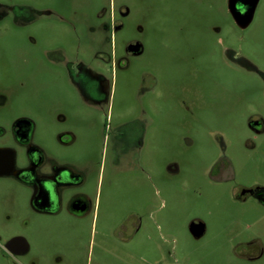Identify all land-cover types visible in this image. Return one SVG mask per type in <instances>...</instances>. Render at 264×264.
<instances>
[{"label":"rangeland","instance_id":"obj_1","mask_svg":"<svg viewBox=\"0 0 264 264\" xmlns=\"http://www.w3.org/2000/svg\"><path fill=\"white\" fill-rule=\"evenodd\" d=\"M43 1L80 11L126 3L130 14L116 35V47L123 51L126 42L140 40L144 51L120 68L103 60L104 54L96 59L93 48H81L106 83L108 139H103L102 114L90 128L73 126L78 141L71 152L87 156L93 168L94 207L81 230L58 232L65 253L41 258L42 264H264V255L244 260L234 251L253 237L264 243V207L252 198L233 197L235 186H264V133L255 137L246 124L251 114L264 121V78L255 72L264 74V0L245 29L234 23L227 0ZM103 49L109 53L107 44ZM147 74H154L156 83L151 93L140 94L152 85ZM77 91L67 79L57 84L33 76L24 86L31 106L40 104L44 92L70 98ZM92 113L66 110L47 117L62 130L73 121L89 123L96 116ZM133 117L143 123L142 140L116 166L110 141L115 124ZM216 160L230 162L233 178L220 180L211 171ZM136 216L138 232H120V219ZM195 220L204 225L197 238L189 231ZM0 264L18 263L0 256Z\"/></svg>","mask_w":264,"mask_h":264},{"label":"flooded vegetation","instance_id":"obj_2","mask_svg":"<svg viewBox=\"0 0 264 264\" xmlns=\"http://www.w3.org/2000/svg\"><path fill=\"white\" fill-rule=\"evenodd\" d=\"M260 1L227 0L228 12L240 29L252 23ZM129 14V6L122 2L109 9L98 6L93 11H80L69 4L59 7L43 0H0V256L4 259L18 264H42L41 258L57 256L58 250L65 253V246L57 241L58 232L81 230L92 213L94 202L89 184L93 168L87 156L71 152L78 141L73 126L90 128L96 125L97 115L102 114L105 140L110 123L105 113L108 93L104 77L91 69L89 53L81 48H93L96 59L102 60L104 54L103 60L127 67L129 57L144 51L140 40L126 42L123 51L116 47V35ZM56 31L61 35L56 37ZM105 44L109 53L103 49ZM229 61L234 60L229 57ZM243 63L252 68L249 60L243 58ZM255 72L264 78L258 69ZM33 76L57 84L67 79L78 93L75 97L59 98L44 92L38 97V106L28 105L24 86ZM146 76L152 85L141 88L140 94L151 93L156 83L154 74ZM141 84L143 87L144 80ZM66 110L92 111L96 116L89 123L77 120L59 130L57 120L47 116ZM38 116L44 122H39ZM120 122H116L110 140L116 166L128 148H138L144 132L143 123L135 117ZM246 124L255 137L264 133L260 115H249ZM249 141L253 147V140ZM168 169L174 170L175 165ZM211 171L220 174V180L231 179L234 174L230 162L223 160L213 162ZM233 197L238 201L252 198L264 207V186H235ZM134 215L137 214H127ZM117 227L133 236L140 221L138 217L120 219ZM238 245L241 250L234 251L241 259L254 260L264 255V243L257 237Z\"/></svg>","mask_w":264,"mask_h":264},{"label":"water","instance_id":"obj_3","mask_svg":"<svg viewBox=\"0 0 264 264\" xmlns=\"http://www.w3.org/2000/svg\"><path fill=\"white\" fill-rule=\"evenodd\" d=\"M190 231L195 236H200L204 231V225L202 222L197 221L190 225Z\"/></svg>","mask_w":264,"mask_h":264}]
</instances>
